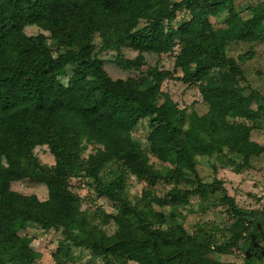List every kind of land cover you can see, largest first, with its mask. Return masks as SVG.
<instances>
[{
  "label": "trees",
  "instance_id": "obj_1",
  "mask_svg": "<svg viewBox=\"0 0 264 264\" xmlns=\"http://www.w3.org/2000/svg\"><path fill=\"white\" fill-rule=\"evenodd\" d=\"M34 27L40 32L28 34ZM96 37L126 69L142 70L153 53L173 58V70L113 80ZM242 46L246 53H230ZM125 48L137 57L123 59ZM168 80L196 87L201 105L182 109L163 90ZM263 123L264 1L0 0V264H39L26 234L32 225L62 236L56 264L74 259L71 247L103 264H229L212 255L241 251L264 212L238 208L212 158L227 151L240 158L238 169H251L264 156L254 139ZM141 124L146 143L134 139ZM39 146L54 165L41 163ZM131 178L140 194L130 191ZM24 181L44 185L48 198L12 190ZM77 183L96 198L74 191ZM217 194L232 219L222 243L216 231L184 224L192 198ZM102 199L116 212L103 211Z\"/></svg>",
  "mask_w": 264,
  "mask_h": 264
},
{
  "label": "rangeland",
  "instance_id": "obj_2",
  "mask_svg": "<svg viewBox=\"0 0 264 264\" xmlns=\"http://www.w3.org/2000/svg\"><path fill=\"white\" fill-rule=\"evenodd\" d=\"M262 1L264 0H251V3L257 4ZM27 32L28 34H37L40 30L37 27H34L29 29ZM95 44L97 46L96 55L99 59L105 62V70L113 80H126L131 77H137L141 74H145L149 69H153L155 67H163L164 69L170 71H172L174 67L173 58H166L160 61L158 55L146 53L145 57L147 65L143 67L142 70L126 69L124 66L117 63L119 56L116 53L111 51H101L100 48L102 43L98 37L95 39ZM247 51V46L238 48L232 47L230 53L237 57ZM122 54L123 59L131 60L135 59L138 55V53L131 48L123 49ZM68 72H72L71 68H68ZM62 82L66 84L67 78H63ZM163 90L169 92L179 106L182 109H186L188 113H192L194 109H196L194 103L201 105L202 96L196 87H189L184 84L168 80L163 84ZM197 108V110L202 113L201 106H198ZM136 133L137 135H134V139L141 140L143 143H146L147 129L144 124H141L140 127H138ZM254 139L264 145V123L262 130L255 132ZM88 153L89 152H87L85 156H87ZM226 153L227 151L220 156L216 155L212 158L213 163L218 168L216 175L217 179L222 181L224 189L230 197L235 199L238 208L247 213H251L252 211H264V156H262L259 160L252 162L251 169H238L237 164L240 163V158L230 155L226 158ZM35 155L39 158L41 163L45 165L52 166L55 164L54 157L47 146L37 147L35 149ZM229 159H234L236 164H232ZM151 162L154 163L157 168L161 167L160 161L156 158L151 157ZM201 165L203 167V173L201 170L202 176H206V181L212 182L213 172L211 165L206 161H202ZM78 183L75 184L76 189H74V191L79 193L82 197H87L91 194L94 195L93 190L89 186ZM130 184V191L134 194H140L143 189V185L137 182L135 178L130 179ZM12 190L24 195H37L42 201L48 198V190L44 185L35 184L29 181L14 182L12 184ZM160 191L164 193L166 190L161 189ZM220 201V194L211 196L206 202H203L198 197L192 198L191 206L188 207L186 211L187 218L184 222L185 227L190 232H193L194 225L199 224L205 230L216 231L217 238L220 240L219 243H222L223 240H221V238L224 235L225 237H228L225 229L230 226L232 219L229 217L227 207L221 204ZM97 205L107 213L116 212L112 205L104 199L97 201ZM85 207L90 210H95L96 205L93 208L90 203H86ZM104 229L109 235H111L115 232L116 226L111 224L104 227ZM26 234L33 239L31 244L32 248L41 253L39 264H56L53 255L58 250L59 241L62 238L60 233L55 231L46 233L39 227L32 225ZM247 238L249 239V237H246V239ZM245 244L246 241L243 245H241V251H236L233 255L218 256L214 254L212 256L215 260H219L223 263L244 264L245 258L243 248ZM71 252L73 253L74 259L68 258V255H62L64 259L68 258V264H103L102 260L94 258L88 250L71 247Z\"/></svg>",
  "mask_w": 264,
  "mask_h": 264
},
{
  "label": "flooded vegetation",
  "instance_id": "obj_3",
  "mask_svg": "<svg viewBox=\"0 0 264 264\" xmlns=\"http://www.w3.org/2000/svg\"><path fill=\"white\" fill-rule=\"evenodd\" d=\"M246 237L249 239L244 240V264H264V216L250 229Z\"/></svg>",
  "mask_w": 264,
  "mask_h": 264
}]
</instances>
